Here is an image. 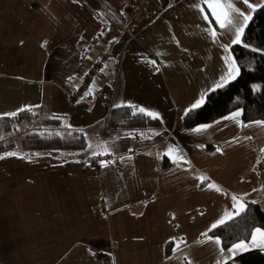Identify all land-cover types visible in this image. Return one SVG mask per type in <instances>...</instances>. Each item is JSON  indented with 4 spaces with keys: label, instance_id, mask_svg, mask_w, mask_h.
Returning a JSON list of instances; mask_svg holds the SVG:
<instances>
[{
    "label": "crops",
    "instance_id": "0c3cea01",
    "mask_svg": "<svg viewBox=\"0 0 264 264\" xmlns=\"http://www.w3.org/2000/svg\"><path fill=\"white\" fill-rule=\"evenodd\" d=\"M234 6L252 19L243 0ZM234 32L203 0H0V116L61 118V132L89 142L65 160L2 156L0 264H225L222 244L202 234L236 212L233 196L245 208L264 202V126L225 119L231 113L187 129L183 118L221 89L226 58L238 67ZM122 106L161 125L110 130V111ZM252 251L264 253L250 248L226 264Z\"/></svg>",
    "mask_w": 264,
    "mask_h": 264
},
{
    "label": "trees",
    "instance_id": "16d2710c",
    "mask_svg": "<svg viewBox=\"0 0 264 264\" xmlns=\"http://www.w3.org/2000/svg\"><path fill=\"white\" fill-rule=\"evenodd\" d=\"M243 39L231 46L239 68V76L221 89L210 92L205 103L184 116L185 127L193 128L209 124L234 111H240L244 122H264V6L254 11ZM110 130H122L126 134H139L158 127L156 118L136 111L131 106L116 107L107 118ZM26 135L20 143L10 141L18 132ZM0 157L20 149L29 157L52 156L65 160L64 155L83 152L88 147L84 132H61V118H44L32 110L25 109L15 117L0 116ZM264 229V202L250 201L239 216L218 226L209 234L221 240L228 249L241 240L249 241L255 229ZM169 242L166 254L172 252ZM229 264H264V253L252 251L241 255Z\"/></svg>",
    "mask_w": 264,
    "mask_h": 264
},
{
    "label": "snow or ice",
    "instance_id": "6c2138e0",
    "mask_svg": "<svg viewBox=\"0 0 264 264\" xmlns=\"http://www.w3.org/2000/svg\"><path fill=\"white\" fill-rule=\"evenodd\" d=\"M203 2L207 5V7L211 10L212 15L215 17L216 22L219 24V27L222 29H235L234 35L235 38L232 40L233 44H239L241 42V36L243 35L244 28L247 25V22L251 20V16L245 14L244 12L240 11L238 8L234 6V0H203ZM243 2L247 5L248 9L254 11L255 8L258 6L254 3H249V0H243ZM201 12H203V8H201ZM205 19H207V16H204ZM243 21L242 23L240 21ZM235 21V23H234ZM210 34L213 38H216L217 33L215 29L210 30ZM225 50L227 51V46H225ZM152 63H155L153 61ZM226 63L228 64L227 72L224 76L221 77V80L216 83L215 88H222L226 84L229 83L230 80H234L237 75H239V68L236 66L235 61L231 60L230 57L226 58ZM214 90V89H213ZM203 97L200 101H198L196 104L193 105V108L199 107L203 103ZM20 111H24V109H21ZM139 111L141 113H146L149 116H152L155 118L157 114L146 112L144 108H140ZM9 117H15L17 115L16 112L12 113H6L4 114ZM241 115L240 112L232 113L230 117H225V119H231L234 120L237 124H240L238 117ZM257 125L264 126V122L257 121L255 122ZM246 126V125H245ZM203 126L200 129H196L197 132L203 131ZM91 147V145H89ZM173 150L170 149V153ZM217 151H220V149H217ZM264 151V149H262ZM6 155L8 156H16L17 153L15 152H9ZM3 157H0L2 159ZM174 162H178L179 160H182L183 157H173ZM102 166L104 163L102 162ZM201 182L203 183L208 178L207 177H201ZM208 187L210 189H215L216 191H220V188L217 187L215 184L209 183ZM232 200L235 202L234 207L236 208V212L233 214L231 212L225 213V216L217 221V223H214L211 226L212 229H215L218 227V225H222L227 220H231L233 218V215H239L242 211L245 209V204L242 203L237 197L233 196ZM202 235H205L207 237V240L210 242H213L215 245H221V240L216 237L213 238L212 236H207V233H203ZM250 248H259L264 249V230H261L259 228L255 229L251 233V239L249 241L241 240L239 243L233 244L230 248L227 249V253H225V250L223 247L220 248V256L222 260H225L226 264V257H234L237 254L241 252L248 251ZM219 264V261H218Z\"/></svg>",
    "mask_w": 264,
    "mask_h": 264
},
{
    "label": "built area",
    "instance_id": "2783aa9c",
    "mask_svg": "<svg viewBox=\"0 0 264 264\" xmlns=\"http://www.w3.org/2000/svg\"><path fill=\"white\" fill-rule=\"evenodd\" d=\"M131 16L134 17V19H136V17H143L145 20L151 19L152 15H142L140 14V12L137 9H132L131 11ZM101 65L98 64L97 66H95L94 68L91 69V71L88 73L87 79L86 81L83 83V86L85 87L87 85V83L93 78L92 76L96 73V71L98 70V68H100ZM73 97L76 98L77 95L73 94ZM118 161L122 159V157H118L116 158Z\"/></svg>",
    "mask_w": 264,
    "mask_h": 264
},
{
    "label": "rangeland",
    "instance_id": "374dc122",
    "mask_svg": "<svg viewBox=\"0 0 264 264\" xmlns=\"http://www.w3.org/2000/svg\"><path fill=\"white\" fill-rule=\"evenodd\" d=\"M94 113V111H93ZM96 114V113H94ZM95 118H93L94 120ZM26 135L25 131L23 132H18L14 135V137L10 138V141H15L16 143H20L22 140H23V137ZM4 141L3 140H0V143H3ZM17 151H21L20 149H17ZM36 178V177H35Z\"/></svg>",
    "mask_w": 264,
    "mask_h": 264
}]
</instances>
